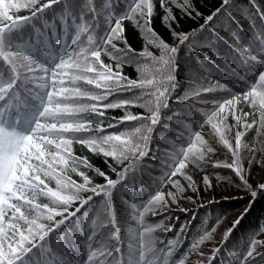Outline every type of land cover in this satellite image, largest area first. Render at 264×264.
<instances>
[{
	"label": "snow or ice",
	"instance_id": "snow-or-ice-1",
	"mask_svg": "<svg viewBox=\"0 0 264 264\" xmlns=\"http://www.w3.org/2000/svg\"><path fill=\"white\" fill-rule=\"evenodd\" d=\"M230 3L222 0L204 16L194 0H0V264H215L243 215L210 255L203 245L214 239L220 219L204 221L191 235L187 224L167 239L156 233L176 227L173 206L187 213L182 200L199 199L221 183L238 181L252 201L264 195V182L250 183L252 166L264 167V60L252 79L225 69L241 91L220 81L204 84L203 76L197 83L191 60H181ZM157 16L171 42L153 26ZM185 17L204 23L182 30ZM127 22L140 34L139 50L128 42ZM172 103L183 107L173 111ZM115 110L123 114L108 115ZM206 127L230 162L209 165L217 149ZM77 144L101 156L108 171L76 155ZM146 168L159 169L156 188L140 179ZM221 168L235 181L214 171ZM97 176L104 182L96 183ZM115 192L128 195L123 222ZM77 222L79 240L68 228ZM260 236L264 228L234 254V264H264Z\"/></svg>",
	"mask_w": 264,
	"mask_h": 264
},
{
	"label": "trees",
	"instance_id": "trees-1",
	"mask_svg": "<svg viewBox=\"0 0 264 264\" xmlns=\"http://www.w3.org/2000/svg\"><path fill=\"white\" fill-rule=\"evenodd\" d=\"M194 2L204 16H207L212 11H215L216 8L220 7L222 0H194ZM257 10L264 12V0H231L230 5L227 6L225 10H222L217 18L210 22L207 30L198 33L190 46V51L189 49H185L181 53L182 61L186 59L191 60V66L196 73L197 83L200 82L199 77L203 76L205 77L203 81L204 84L220 81L229 84V86L233 87L236 91H241V86L235 84L232 77L226 73L225 69L228 68V66L235 68L249 79L256 76L257 72L262 67L259 61L264 60V19L257 13ZM20 14L25 15L26 13L21 12ZM176 14L179 17L180 14L178 12ZM202 23H204L203 19L192 21L185 17L181 20V27L182 30H191L193 28H198L199 24ZM153 26L161 36L171 42L170 33L168 29L160 23L158 16L154 18ZM125 27L128 42L133 48L139 50L143 43L139 32L130 22H127ZM204 53H207L210 59H205ZM253 56L257 59L253 60ZM103 58L106 63L110 62L107 57ZM124 71L129 76L135 78L136 73L133 71L132 67H125ZM180 79L187 80L188 77L182 73ZM219 94L220 93H216L217 96ZM182 107V105H177L175 103L171 104V108L174 111ZM132 111L140 112L141 109L134 108ZM122 114L120 110L109 111L108 113L109 116H121ZM161 130L162 128L158 131ZM253 135L251 138H253ZM73 147L76 155H86L96 167L108 171V166L101 156L92 155L87 149L82 148V146L78 144ZM153 153L159 155L155 144L153 145ZM245 165L247 166V160H245ZM254 170H258V172L255 173ZM208 171L211 172V170ZM158 172V168L143 171L140 175V179L143 180L145 185L156 188L158 182L155 181V177L158 175ZM216 172H219V170ZM89 175L94 174L89 173ZM72 178L77 181L81 179L75 174H72ZM113 178H115L114 175ZM94 179L96 183L104 182L103 178L98 176L94 177ZM260 182H264V167L254 164L251 169L250 183L255 186ZM52 186H54V182H52ZM147 191L148 188L145 189V194H147ZM238 191V195L228 196V199L217 198L191 206L187 213L178 209L175 211V215L172 210L171 216L173 218L171 223H174L176 227L171 232L167 233V235L160 233V237L167 239L173 236L176 229L181 225L186 224L191 227V235L199 230L204 221H208L211 226L220 219L217 231L213 234L215 239L222 227H226L224 230L225 232L232 226L233 221L243 215L239 225H237L232 232L227 244L223 247L222 252L215 262V264H234L233 256L235 252L244 247L250 233H253L259 228H264V195H260L252 201L247 191L241 188H238ZM127 198V193L122 192H115L113 196L118 219L122 222L127 219V209L123 203V199ZM210 201L216 202L213 203ZM40 202L47 201L41 198ZM246 209L247 212H245ZM234 212H237V214ZM176 217H179V220H176ZM82 220L83 217H81V221ZM68 228L70 233L78 234L77 240L83 235L79 233V222L69 224ZM221 237H217L213 245L208 244V242L203 245L205 255H210V250L219 246ZM213 240L209 243H213ZM52 243L55 247V237H53ZM78 251H80L81 256L84 255L82 247L78 249ZM205 264H207V261H205Z\"/></svg>",
	"mask_w": 264,
	"mask_h": 264
},
{
	"label": "rangeland",
	"instance_id": "rangeland-1",
	"mask_svg": "<svg viewBox=\"0 0 264 264\" xmlns=\"http://www.w3.org/2000/svg\"><path fill=\"white\" fill-rule=\"evenodd\" d=\"M227 93H220L218 95L219 96H226ZM174 111V110H173ZM245 111H248L247 108H245ZM165 130H161L160 132H164ZM204 133H205V136H206V139H208L212 144L213 146L217 149L215 154H212L210 156V159H209V165L214 162V161H228L230 162V155L229 154H226V150H224L222 147H220L217 142H216V138L214 136L211 135L210 133V130L206 127L204 130ZM254 134V132H249L248 133V136L246 137V139L251 142L252 141V138L251 136ZM252 157V154L251 153H248L247 154V158L248 159H251ZM259 157V155L257 156ZM260 158V157H259ZM258 158V159H259ZM245 167H247L245 165ZM148 171V169H144V171ZM208 170H211L213 171V169H211V167L208 168ZM219 170V174L221 176H232L233 180L235 181V177L234 175L227 169H215L214 171H218ZM255 173L258 172L254 170ZM194 177L199 180V177H200V173L199 172H195L194 173ZM215 182V181H214ZM235 183H238V181H235ZM235 183H233L232 185H229L227 183H221L219 184L218 186L214 187L213 189L209 190V191H206V192H203L200 196L199 199H197L195 196H193V201H186V200H182L180 202V208H185V209H189L191 206H195L201 202H206V201H209V200H212V199H217V198H225V197H231V196H234V195H238V187L235 186ZM165 191L167 190L166 188L164 189ZM188 195H193L192 193H188ZM173 212L175 214V211H177L178 209L173 206ZM235 214H237V212H234ZM234 214V215H235ZM176 215V214H175ZM117 216H118V213H117ZM172 217V216H171ZM173 218V217H172ZM149 221H152L153 218L152 217H149L148 218ZM155 219H160V217H156ZM226 227H222L220 229V231L218 232V235L217 237H221V235L223 234L224 230H225ZM260 229L262 228H259L258 230L254 231L253 233H250V235L248 236L247 240H246V243L244 246H246V244L248 243L249 239L255 234L257 233ZM160 233L161 232H157L156 235L160 237ZM217 237L213 240V243H209L208 244H211L213 245L214 244V241L217 239ZM259 239H264V236H260L258 237ZM240 250L236 251L235 254H238Z\"/></svg>",
	"mask_w": 264,
	"mask_h": 264
}]
</instances>
